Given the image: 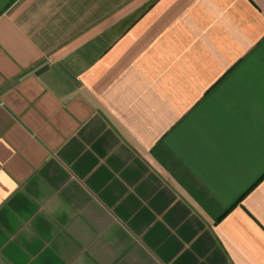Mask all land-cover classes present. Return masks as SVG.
<instances>
[{"label": "crops", "instance_id": "1", "mask_svg": "<svg viewBox=\"0 0 264 264\" xmlns=\"http://www.w3.org/2000/svg\"><path fill=\"white\" fill-rule=\"evenodd\" d=\"M0 264H264V0H0Z\"/></svg>", "mask_w": 264, "mask_h": 264}]
</instances>
